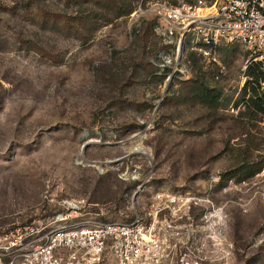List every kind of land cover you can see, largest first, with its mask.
Wrapping results in <instances>:
<instances>
[{"label": "rangeland", "instance_id": "obj_1", "mask_svg": "<svg viewBox=\"0 0 264 264\" xmlns=\"http://www.w3.org/2000/svg\"><path fill=\"white\" fill-rule=\"evenodd\" d=\"M152 1L116 17L90 0H0V229L73 212L63 199L77 218L126 220L136 197L170 188L219 205L203 264H264V113L243 98L258 60L239 43L216 60L160 53Z\"/></svg>", "mask_w": 264, "mask_h": 264}, {"label": "built area", "instance_id": "obj_2", "mask_svg": "<svg viewBox=\"0 0 264 264\" xmlns=\"http://www.w3.org/2000/svg\"><path fill=\"white\" fill-rule=\"evenodd\" d=\"M146 11L159 17L156 29L170 44L162 54L171 50L178 60L190 46L216 60L221 45L239 43L264 65V0H153ZM254 196L264 199V186ZM205 201L206 209L203 198L158 188L136 197L126 220H92L77 218L80 205L63 199L73 212L60 209L0 229V264H163L172 254L180 264H203L201 228L211 229L206 237L216 247L217 222L209 221L208 211L215 217L219 209ZM193 208L206 211L194 217Z\"/></svg>", "mask_w": 264, "mask_h": 264}, {"label": "trees", "instance_id": "obj_3", "mask_svg": "<svg viewBox=\"0 0 264 264\" xmlns=\"http://www.w3.org/2000/svg\"><path fill=\"white\" fill-rule=\"evenodd\" d=\"M98 6H105L114 10V15L116 17L123 14H129L135 7L132 0H90ZM75 18L82 19L85 21L89 19V16L85 19L83 16H74ZM55 17H53L54 20ZM56 19V18H55ZM248 79L246 80L245 85L243 86V98L247 102L249 108H254L258 112L264 113V87H262V82L264 81V68L263 62L252 61L246 70ZM192 91L196 94V97H199L201 101L206 104L216 105L217 95L213 94V89L209 88L203 83L197 82L192 86ZM201 97H200V96ZM264 166V163L260 164L257 168L253 170L259 171Z\"/></svg>", "mask_w": 264, "mask_h": 264}, {"label": "bare ground", "instance_id": "obj_4", "mask_svg": "<svg viewBox=\"0 0 264 264\" xmlns=\"http://www.w3.org/2000/svg\"><path fill=\"white\" fill-rule=\"evenodd\" d=\"M140 152H142V153H146L145 151H143V150H140Z\"/></svg>", "mask_w": 264, "mask_h": 264}]
</instances>
